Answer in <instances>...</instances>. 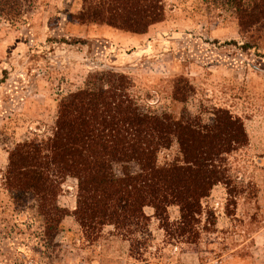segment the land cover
Masks as SVG:
<instances>
[{
  "label": "rangeland",
  "instance_id": "374dc122",
  "mask_svg": "<svg viewBox=\"0 0 264 264\" xmlns=\"http://www.w3.org/2000/svg\"><path fill=\"white\" fill-rule=\"evenodd\" d=\"M164 5L165 21L140 35L81 23L82 0H0V264H264V24L242 34L227 0ZM106 71L132 80L146 113L211 124L224 109L242 121L247 142L227 155V180L202 201L195 238L176 232L178 206L168 209L169 231L146 207L145 236L128 240L107 226L90 241L73 215L49 236L32 195L9 189L13 149L51 139L60 101ZM177 156L175 143L159 164ZM77 194L68 177L58 206L74 211Z\"/></svg>",
  "mask_w": 264,
  "mask_h": 264
},
{
  "label": "trees",
  "instance_id": "16d2710c",
  "mask_svg": "<svg viewBox=\"0 0 264 264\" xmlns=\"http://www.w3.org/2000/svg\"><path fill=\"white\" fill-rule=\"evenodd\" d=\"M82 1L74 17L83 24L142 35L166 19L164 0ZM227 4L234 8L242 34L264 24V0ZM133 87L123 73H90L84 88L60 101L53 137L18 144L11 152L8 187L19 199L32 195L46 217L49 236L59 233L69 215L90 241H97L107 226L128 240L137 233L145 236L151 220L146 207L154 208L169 231L171 206L181 213L176 232L198 236L202 201L227 180V155L247 142L244 125L224 109L215 110L211 124L198 117L146 113L134 99ZM175 143L179 156L160 165V152ZM68 177L78 181L74 211L57 204Z\"/></svg>",
  "mask_w": 264,
  "mask_h": 264
}]
</instances>
